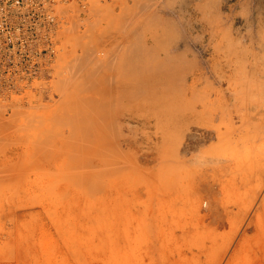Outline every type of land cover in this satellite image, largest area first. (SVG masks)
Here are the masks:
<instances>
[{
  "label": "rangeland",
  "instance_id": "374dc122",
  "mask_svg": "<svg viewBox=\"0 0 264 264\" xmlns=\"http://www.w3.org/2000/svg\"><path fill=\"white\" fill-rule=\"evenodd\" d=\"M159 1L86 0L84 8L79 0H60L58 13L63 22L54 29L55 42L0 43V264H227L244 239L243 264H264V174L259 169L264 116L248 122L264 108V71L257 76L245 73V87L251 89L247 100L254 102L255 111L245 108L244 124L243 115L237 118L241 111L234 113L237 123L222 133L229 140L220 135L223 142L210 155L214 162H191L193 167L200 164V170L205 166L201 199L184 205L178 201L176 208L182 209L177 208L178 216L166 212L165 193L170 169L177 179L182 165L177 117L182 95L172 100L169 91H152L150 97L138 101L130 133L127 125L118 124L116 131L120 136L130 134L135 148L119 145L102 151L96 144L89 148L65 139L79 127L63 118L64 109L77 96L69 90L80 80L76 76L80 69L75 70L73 64L83 62L79 68L85 73L88 63L93 64L88 57L101 50L102 55L94 58L104 56L115 47L112 41L142 18L150 32L166 26L168 18H178L174 8L179 0H172L174 6L166 12L158 11ZM255 8L252 3L248 10L253 22L249 33L263 41L264 6L263 10ZM178 31L177 46L182 42ZM221 36L227 41L229 29ZM24 46L38 48L44 55L38 59L4 57ZM254 56L245 62L264 64V50ZM195 63L194 58L189 60L190 70ZM166 79L157 77L153 85L143 84V88L154 89ZM177 79L183 82L185 76ZM41 102L49 108L43 109ZM162 109L159 123L157 113ZM170 126L172 130L165 131ZM17 146L23 151L18 167L6 160ZM149 146L155 155L146 157L144 150ZM257 209L263 217L257 220L262 222L260 234L254 219ZM252 219L257 226L255 222L249 225Z\"/></svg>",
  "mask_w": 264,
  "mask_h": 264
},
{
  "label": "bare ground",
  "instance_id": "6f19581e",
  "mask_svg": "<svg viewBox=\"0 0 264 264\" xmlns=\"http://www.w3.org/2000/svg\"><path fill=\"white\" fill-rule=\"evenodd\" d=\"M233 1L179 0V6L174 8L178 18H168L166 26L162 27V29L159 27L158 30L153 32L148 31L147 24L143 18L137 21L136 24H130L132 28L127 23L131 30L119 35L112 41L115 47L104 53V56L94 58L97 52L95 55L93 53L91 58L88 57L87 61L89 60L88 62L91 61L93 63H88L86 66V61L84 62L86 68H89L88 71L85 73L80 72L81 68H79V65L81 63L78 60L77 63L73 64L75 70L80 69L78 72L80 74H76L80 80H77L78 82L73 81L77 82V84H73L74 86L70 85L73 89L69 91L72 90L71 93L77 96L76 100L71 99L68 109H64L63 118L72 123L75 121L79 125L77 129L71 131L69 137L65 138L78 142L79 146L86 145L91 148L96 144L97 148L102 151L119 145L134 147L137 143L133 141L134 139L130 137V134L127 133L125 136H120L116 131L118 130L117 125L120 124L127 125L130 133L132 124L137 120L135 119L137 117L135 107L138 106V101H143L152 91L156 93L169 91L172 93V100H177L181 97L180 95L183 96L181 97V111L177 116L181 122V142L178 145L180 146V161L182 165L177 179L174 175V169H170L171 176L165 193L166 212L168 215L178 216V209H181V206H177V208L179 207L178 209L176 208L178 201H182L181 205H184L189 202L196 203L201 199V187L203 186H201V179L205 166L200 170V164H196L197 166L194 165L195 167H193L191 162L212 163L213 160L212 158L210 159V155L217 143L222 141L223 137H226L223 136V132L230 128L232 123H237L234 113L241 111L237 118H241L243 115L241 121L244 124L245 118H248L245 108L255 111L253 109L254 102L251 101L249 103L250 98L249 101L247 100L248 92L251 89L249 90L245 87V73L247 72L248 76L250 74L260 75L264 71V64L261 65L256 60V62L253 61L250 64L245 61L255 58L254 55L259 56V52L264 50V40L261 41L258 38H254V33H249L250 24L253 22L250 20L251 17L249 18L248 16V10L252 3L256 6L255 11L256 9L263 10L264 0H237V3ZM172 5V0H160L158 11L166 12L174 6ZM144 7L140 8V10H145ZM131 8L129 9L131 10ZM239 8L240 11H237ZM146 15H148V11ZM126 16L125 18L128 19ZM152 16L155 18V11H152ZM225 29H229V34L231 35L227 41H224V36H221ZM245 30L247 33H245ZM177 31L180 32L179 35L182 32V42L178 46L175 35ZM258 49L261 50L258 51ZM103 52L101 50L100 54ZM80 54L82 55L81 52ZM85 54L86 56L88 55L86 52ZM86 56L84 57L86 58ZM191 58L196 60L193 70H190L191 68L189 67ZM96 59L97 62L95 61ZM208 66L211 69H208ZM180 75L185 76L183 82L177 79ZM162 76L167 77L163 84H158L154 89H144L143 84L151 83L153 85L154 79ZM131 77H134V82H131ZM220 84L222 86H218ZM249 87H252L251 84ZM176 91L179 92L176 93ZM262 93L264 94V91ZM50 98L53 100L54 95ZM39 106L45 110L49 108L45 106L44 102H41ZM171 106L172 104L166 105V107ZM261 110L255 111L259 115L256 114V117L254 115L251 117L252 119L248 118V122L250 120H258V116L262 119L264 108ZM171 112L173 113L174 111ZM163 113V109L157 113L159 123H161ZM251 113V115L255 114L254 112ZM172 116L174 117V115ZM262 121L259 120L258 122ZM234 128L231 130L235 131ZM239 128L241 127L239 126ZM167 129H170L169 131L172 130L171 126L166 127L165 131ZM234 131L232 132L234 133ZM249 131L248 129L247 132ZM237 132L240 133L241 131L238 129ZM250 133L252 134L251 131ZM220 135L223 137L221 138ZM226 138L228 139V136ZM260 145H264V141L260 142ZM144 151V156L146 157L155 155L152 147ZM22 154V146L13 147L11 154L6 157L8 158L6 160L18 167ZM260 155L259 169L264 174V155ZM51 163L53 164V162ZM224 166L227 167L225 164ZM263 174H260V178H262ZM214 179L216 180V177ZM215 182L217 183V180ZM224 183L226 182L224 181ZM262 205L264 206V200ZM257 211L254 219L259 221L262 210L259 212L257 209ZM253 222L255 221L252 219L249 225L253 224ZM257 222H255V225ZM261 223L258 222L259 225H256V230L258 227L263 229L264 226L261 227ZM259 228L258 234L264 230L260 231ZM244 240L238 243L227 264H243ZM260 251H263V249Z\"/></svg>",
  "mask_w": 264,
  "mask_h": 264
},
{
  "label": "built area",
  "instance_id": "2783aa9c",
  "mask_svg": "<svg viewBox=\"0 0 264 264\" xmlns=\"http://www.w3.org/2000/svg\"><path fill=\"white\" fill-rule=\"evenodd\" d=\"M59 1L0 0V43L41 45L55 42L54 29L63 22L58 13ZM79 1L82 7H87L86 0ZM42 55L44 52L38 48L26 47L4 57L38 59Z\"/></svg>",
  "mask_w": 264,
  "mask_h": 264
}]
</instances>
